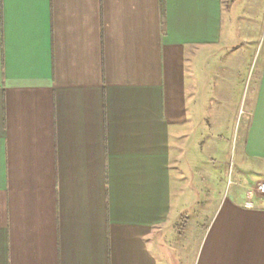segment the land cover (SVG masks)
<instances>
[{
    "label": "crops",
    "instance_id": "1",
    "mask_svg": "<svg viewBox=\"0 0 264 264\" xmlns=\"http://www.w3.org/2000/svg\"><path fill=\"white\" fill-rule=\"evenodd\" d=\"M262 182L264 0H0V264H264Z\"/></svg>",
    "mask_w": 264,
    "mask_h": 264
},
{
    "label": "rangeland",
    "instance_id": "2",
    "mask_svg": "<svg viewBox=\"0 0 264 264\" xmlns=\"http://www.w3.org/2000/svg\"><path fill=\"white\" fill-rule=\"evenodd\" d=\"M249 8L250 7L247 5L241 9L239 7V5H237L234 9V12L233 11L232 12H233V15L241 14V17H242L244 15L243 13H248ZM262 43H263V38H261L257 42V52L261 48ZM255 80L256 79L254 78V81L252 82V87H251L252 92L255 91V87H256ZM243 109H244V105L242 107V110ZM194 162H196V161H194ZM228 190H229V187L227 186V181L224 182V184H223V182H220L217 184V192L222 193L224 196L228 195ZM192 194H193L192 198L191 199L188 198V201H189L188 210L190 212L188 216L192 218V221H193L192 225H194V224L196 225L197 223H199V229L198 230L194 229V237H196V236H199L200 232H202V230L205 228V226L207 224V219L211 216V213H203L204 214L203 216L200 213V211H202L201 208L205 205L202 202H205L207 193L204 191H200L199 193H192ZM187 196H189V197L191 196V190L188 191ZM183 222H184V220L182 222L180 221L179 224L183 225L184 224ZM189 253H193V249H190Z\"/></svg>",
    "mask_w": 264,
    "mask_h": 264
},
{
    "label": "built area",
    "instance_id": "3",
    "mask_svg": "<svg viewBox=\"0 0 264 264\" xmlns=\"http://www.w3.org/2000/svg\"><path fill=\"white\" fill-rule=\"evenodd\" d=\"M256 191L262 195H264V182L259 183L256 187Z\"/></svg>",
    "mask_w": 264,
    "mask_h": 264
},
{
    "label": "trees",
    "instance_id": "4",
    "mask_svg": "<svg viewBox=\"0 0 264 264\" xmlns=\"http://www.w3.org/2000/svg\"><path fill=\"white\" fill-rule=\"evenodd\" d=\"M183 226V225H182Z\"/></svg>",
    "mask_w": 264,
    "mask_h": 264
}]
</instances>
